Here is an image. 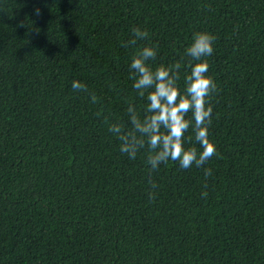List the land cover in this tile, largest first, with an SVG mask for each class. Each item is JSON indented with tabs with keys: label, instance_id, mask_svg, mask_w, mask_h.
I'll return each instance as SVG.
<instances>
[{
	"label": "trees",
	"instance_id": "obj_1",
	"mask_svg": "<svg viewBox=\"0 0 264 264\" xmlns=\"http://www.w3.org/2000/svg\"><path fill=\"white\" fill-rule=\"evenodd\" d=\"M197 31L216 37L217 155L150 172L108 127L144 114L133 54L180 62L182 92ZM0 264H264V0H0Z\"/></svg>",
	"mask_w": 264,
	"mask_h": 264
},
{
	"label": "clouds",
	"instance_id": "obj_2",
	"mask_svg": "<svg viewBox=\"0 0 264 264\" xmlns=\"http://www.w3.org/2000/svg\"><path fill=\"white\" fill-rule=\"evenodd\" d=\"M147 37L146 29L133 27L130 38L122 42V46L135 48L137 41ZM215 40L216 37L207 31L193 33L191 43L184 51L187 62L182 92L178 83L181 80L180 62L161 63L153 67L151 62L158 54L154 45H145L133 54L129 78L134 81L133 88L137 94L147 103L143 116L133 103H128L126 114L130 128L118 122L109 124L108 131L120 142L121 154L136 160L138 153L147 149L146 164L150 165V172L158 171L162 164L166 165L169 161L182 169L193 165L200 168L217 155L216 146L209 137V127L213 119L210 98L218 89L214 79L207 74L209 63L206 59L214 52ZM71 87L74 91L88 92L87 86L78 80H73ZM98 102L99 98L92 93L90 103ZM105 123H108L107 118ZM190 128L192 135L188 140L191 142L194 139L200 145L199 151L196 147H185V133ZM204 175L205 178L210 177L212 170L205 167ZM148 183L153 190L158 187L152 180ZM148 197L149 202H153L155 192L150 191Z\"/></svg>",
	"mask_w": 264,
	"mask_h": 264
}]
</instances>
